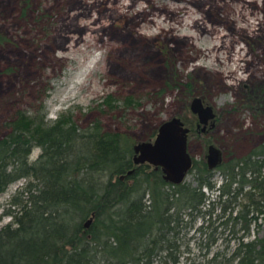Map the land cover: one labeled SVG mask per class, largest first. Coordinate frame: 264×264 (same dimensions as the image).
<instances>
[{
    "label": "rangeland",
    "instance_id": "obj_1",
    "mask_svg": "<svg viewBox=\"0 0 264 264\" xmlns=\"http://www.w3.org/2000/svg\"><path fill=\"white\" fill-rule=\"evenodd\" d=\"M262 18L264 0H201L199 9L186 0H0V137L23 110L46 124L67 117L79 130L98 124L152 140L172 117L189 122V101L203 96L216 121L213 130L189 138L190 150L199 155L208 138L221 142L224 161L242 157L264 139ZM171 30L192 38L200 57L184 63L195 50L174 48ZM137 32L152 40L135 42ZM39 151L35 146L30 156ZM214 171L218 183L221 168ZM189 176L184 181L193 183ZM22 182L0 192V227L12 217L13 194L14 202L22 199ZM206 219L196 217L186 234L191 256L200 252L197 225ZM263 226L259 216L245 238L262 236ZM216 234L212 249L234 246L228 228L217 226Z\"/></svg>",
    "mask_w": 264,
    "mask_h": 264
},
{
    "label": "trees",
    "instance_id": "obj_2",
    "mask_svg": "<svg viewBox=\"0 0 264 264\" xmlns=\"http://www.w3.org/2000/svg\"><path fill=\"white\" fill-rule=\"evenodd\" d=\"M134 41L150 39L137 32ZM195 56L187 53L184 63ZM8 125L0 137V192L23 182L21 201L14 193L12 217L0 227V264H264V234L245 238L264 217V140L222 163L218 183L198 166L196 184H173L133 163V140L124 132L98 124L79 130L67 117L46 124L23 110ZM198 216L209 221L197 225L196 257L186 234ZM213 216L220 220L209 231ZM217 226L232 232L230 250L212 249Z\"/></svg>",
    "mask_w": 264,
    "mask_h": 264
},
{
    "label": "water",
    "instance_id": "obj_3",
    "mask_svg": "<svg viewBox=\"0 0 264 264\" xmlns=\"http://www.w3.org/2000/svg\"><path fill=\"white\" fill-rule=\"evenodd\" d=\"M203 96L192 98L190 108L198 113L200 122H205L207 116H212L211 107L201 108ZM186 128L179 117L164 121L159 127L153 141H139L134 144V163L148 161L155 166H161L163 177L173 183H179L190 165L189 156L185 150ZM220 160L219 151L215 150L208 156L209 166H214ZM131 172L128 170V173ZM90 221L88 219L85 224Z\"/></svg>",
    "mask_w": 264,
    "mask_h": 264
},
{
    "label": "flooded vegetation",
    "instance_id": "obj_4",
    "mask_svg": "<svg viewBox=\"0 0 264 264\" xmlns=\"http://www.w3.org/2000/svg\"><path fill=\"white\" fill-rule=\"evenodd\" d=\"M181 2V1H180ZM192 100V99H191ZM191 100L189 101V106H190V102ZM207 105L205 102H204V97L201 99V108H206ZM190 111H191V119L189 122H186L184 123L183 122V126L186 128V146H185V150L189 156V160H190V165L189 167L187 168L182 180L180 182H190L189 179L188 181H184L185 180V177L186 175H190L189 178L192 180L193 183L191 184H196V180H195V175H196V172L199 170L198 166L200 167H204V168H207L210 172V175H211V178H213L214 176V170L216 167H219L222 165V163L224 162H228L230 159H233V158H228L226 159V161L223 160V156H224V151L222 150V144L221 142L216 143V142H213L211 140H209L208 138H204V140L202 141V146H201V150H200V153L199 155H195L194 153H192V151L190 150V140L189 138H191L192 136L194 135H197L198 133H208L209 131L213 130L214 128V125H215V117H214V113L213 115L210 117V116H207L206 117V121L205 122H200L199 119H198V113L197 112H193L190 108ZM158 130L156 131V134H157ZM154 139L152 140H133V145H132V148H133V153H132V159L135 155V152H134V144L136 142H139V141H153ZM264 140V139H263ZM263 140H261L257 145L261 144L263 142ZM215 150H218L219 151V158L220 160L218 161L217 164H215L214 166H209L208 164V156ZM204 162L205 166L202 164ZM134 163V162H133ZM134 164H137V165H149V167H152L156 170H159L160 171V174L162 176V178L166 181V182H169V183H173L171 182L170 180H167L163 177V171H162V168L161 166H155L151 163H149L148 161H143L141 163H134ZM194 165H197V167H194ZM220 168V167H219ZM131 172L133 171V169H129ZM130 173V172H129ZM264 173V172H263ZM221 176V175H220ZM179 182V183H180ZM173 184H176V183H173Z\"/></svg>",
    "mask_w": 264,
    "mask_h": 264
},
{
    "label": "bare ground",
    "instance_id": "obj_5",
    "mask_svg": "<svg viewBox=\"0 0 264 264\" xmlns=\"http://www.w3.org/2000/svg\"><path fill=\"white\" fill-rule=\"evenodd\" d=\"M176 1H181V2H185V0H176ZM226 1V0H225ZM231 1H233V0H231ZM186 3H188L189 5H192V6H194V7H196L197 9H199V7H200V5H201V0H186ZM196 5V6H195ZM263 6V5H262ZM229 15V16H228ZM230 16L232 17V14H227V17H229L230 18ZM204 18L206 19L207 17L206 16H204ZM205 19H204V21H205ZM264 20V18H262V22L260 21L259 22V24H258V26H257V28L258 29H263V21ZM209 22V23H211V24H220L219 22H215V21H210V20H207L206 19V22ZM206 30V29H205ZM205 30H203V31H205ZM233 31H236V25L234 24V27H233V29H232ZM246 31V30H245ZM259 33H261V31H258ZM175 33V30L173 31V30H171V33H170V36L168 35V37H167V39L168 40H172V41H174L175 43H176V45L174 46V48H179L180 46H186L187 44H191L192 46H193V48H196V46L194 45V43H193V41H192V38H190V37H185V36H177L176 34H174ZM140 34V33H139ZM142 35V34H141ZM144 36V35H143ZM247 36V37H246ZM245 37L246 38H248L250 35H246ZM145 37H147V36H145ZM148 38V37H147ZM148 39H151L152 40V38H148ZM243 39V38H242ZM183 42V44H180L179 42ZM171 45V44H170ZM150 50V49H149ZM196 52H197V56H195V57H200V54H199V51H197L196 50ZM244 60V59H243ZM201 70V69H200ZM204 71V70H203ZM224 79V78H223Z\"/></svg>",
    "mask_w": 264,
    "mask_h": 264
}]
</instances>
